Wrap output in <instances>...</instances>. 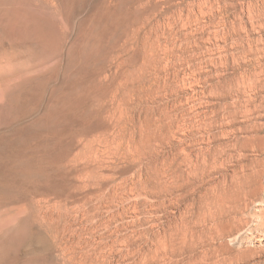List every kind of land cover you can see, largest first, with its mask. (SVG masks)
Instances as JSON below:
<instances>
[{
    "label": "rangeland",
    "instance_id": "374dc122",
    "mask_svg": "<svg viewBox=\"0 0 264 264\" xmlns=\"http://www.w3.org/2000/svg\"><path fill=\"white\" fill-rule=\"evenodd\" d=\"M0 264H264V0H0Z\"/></svg>",
    "mask_w": 264,
    "mask_h": 264
},
{
    "label": "bare ground",
    "instance_id": "6f19581e",
    "mask_svg": "<svg viewBox=\"0 0 264 264\" xmlns=\"http://www.w3.org/2000/svg\"><path fill=\"white\" fill-rule=\"evenodd\" d=\"M248 4V3H247ZM253 6V5H252ZM230 23V22H229ZM232 23V22H231ZM31 83V82H30ZM27 88V87H26ZM235 112V111H234ZM231 114V113H230ZM16 118V117H15ZM18 118V117H17ZM191 118V117H190ZM230 120V119H229ZM234 121V120H233ZM197 123V122H196ZM178 124V123H177ZM179 125V124H178ZM179 127V126H178ZM205 132V131H204ZM246 137V136H245ZM244 137V138H245ZM182 138V137H181ZM202 139H203V137H202ZM238 140V139H237ZM207 141V140H206ZM236 142V141H235ZM244 142V141H243ZM228 145V144H227ZM238 145V144H237ZM240 146V145H239ZM226 148H224V150H225ZM230 149V148H229ZM239 149V148H238ZM223 150V151H224ZM231 152V151H230ZM238 154V153H237ZM185 158V157H184ZM237 158V157H236ZM190 164V163H189Z\"/></svg>",
    "mask_w": 264,
    "mask_h": 264
}]
</instances>
